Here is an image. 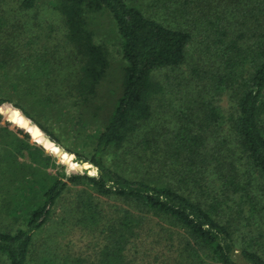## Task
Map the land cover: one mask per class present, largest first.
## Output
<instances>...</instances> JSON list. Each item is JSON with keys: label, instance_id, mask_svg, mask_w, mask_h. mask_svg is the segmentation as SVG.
Returning <instances> with one entry per match:
<instances>
[{"label": "trees", "instance_id": "16d2710c", "mask_svg": "<svg viewBox=\"0 0 264 264\" xmlns=\"http://www.w3.org/2000/svg\"><path fill=\"white\" fill-rule=\"evenodd\" d=\"M15 1L16 11L26 13L39 0ZM151 3L148 8L164 11L160 20L147 16L138 0H48L61 18L65 46L81 63L67 87L75 103L78 98L90 107L110 64L107 49L89 29V17L110 18L120 42L121 94L91 137L90 155L65 148L42 121L47 115L59 121L64 109L47 82L56 71L59 46L35 53L29 40L20 49H0L7 80L6 94L0 87V212L14 225L0 231L3 264H29L34 235L76 187L62 222L68 230L97 232L99 250L87 260L77 255V262L47 250L42 264H130L126 248L147 216L184 233V264H264V254L256 249L264 245L246 242L235 253L238 246L226 218L238 195L249 199L255 177L264 195V0ZM3 18L0 28L8 23ZM21 24L20 19L12 24L16 43L21 42ZM14 64L22 68L21 75ZM161 72H166L163 84L154 80ZM29 74H35L33 80L25 77ZM172 91L182 104L170 110L175 122L168 118L164 125L156 116V102ZM221 98L229 103L227 113L218 104ZM223 125L233 135L243 172L226 158V142L215 141ZM55 155L84 167L83 172L57 170ZM150 159H155L150 164L156 161L157 176H138L129 164ZM176 164L185 166L183 176L173 172H179ZM95 197L127 208L105 220Z\"/></svg>", "mask_w": 264, "mask_h": 264}, {"label": "rangeland", "instance_id": "374dc122", "mask_svg": "<svg viewBox=\"0 0 264 264\" xmlns=\"http://www.w3.org/2000/svg\"><path fill=\"white\" fill-rule=\"evenodd\" d=\"M13 1L15 0H3L0 3V11L1 9L4 10V13L0 14V19H4V16L8 20V23H4L0 28V49L7 45L11 48L14 46L15 49H20L29 40L32 44L29 45L28 43V46L35 53H42L47 45L59 46V51L55 56L56 64L54 68L56 71L47 82L49 83V90L58 94L57 97L52 93L51 95L54 97L52 99H56V97L58 100L60 99L59 102L62 107L64 106V109L59 121L53 115L44 116L42 121L54 130L65 148L84 155H90L93 144L91 137L104 126L121 94L123 61L120 53V42L112 22L110 18L100 13L93 14L88 19L89 29L93 33L95 41L103 45L108 51L110 64L105 78L98 87L97 95L90 101V107H86L78 101V98L77 103H75L74 98H71L72 94L69 95L67 91V87L75 79L74 77L78 73L81 63L75 52L72 51V53L71 49L65 46V31L58 13L50 7L48 0H39L34 10L19 13L16 11V5ZM141 1V10L147 16L159 20L164 17V11L150 9L152 7L151 0H138V2ZM19 19L22 22V35L21 42L16 43L14 39L16 28L12 24ZM35 36L40 38L34 39ZM14 62L15 60L10 63ZM26 68L27 70H33L30 65ZM14 70L17 76L22 74V68L17 64H14ZM164 73L166 72L156 74L154 80L163 84ZM4 74L5 70L0 69V87H3L6 94L7 80ZM25 77H30L33 80L35 74L25 75ZM41 79L45 80V77L43 76ZM171 90H174V87ZM174 94H176V91L166 92L164 97L156 102L158 105L156 116L160 115L163 118L160 120L161 124L165 120L164 125H166V119L168 120V118L173 119L171 123L175 122L173 111L170 110L174 108V105L180 106L182 103L180 102V104L179 101L174 100ZM218 104L223 112L227 113L229 110L227 99L221 98ZM215 141L226 142L229 147L226 158L231 159L237 168L243 172L241 156L234 149V138L227 125H223L217 130ZM55 157L57 165H59L57 169L59 171H61V168H64L65 171L70 168L78 172L84 170V167L79 164L66 162L56 155ZM151 160L155 159L145 160L144 163L140 161L136 163L129 162V164L139 173L138 176H157L156 161L150 164ZM175 167L179 172H173L180 173L183 176L181 172L185 169V166L182 167L176 164ZM87 170L90 174L96 172V169L92 167L87 168ZM242 179L243 181L250 180L246 176H243ZM251 182L249 199L238 195L235 202L229 203L230 208L227 210L226 218L232 225L234 240L238 246V251L235 253L238 254L239 248H242L246 242L257 243L259 246L260 244L264 245V239L261 238V236H264V195L257 178L255 177ZM190 185L192 189V183ZM78 190L77 187L70 189V192L60 201L51 221L34 235L29 264H42L47 250L55 251V254L59 257L60 255L61 257L66 256L69 261L76 262L77 255L87 260L92 258L94 253L99 250L97 249L100 244L97 239L99 237L97 232L79 230V228L68 230L65 229L68 223L63 224L62 222V218L67 216L68 211L71 209L70 204L74 202L72 196ZM243 199L245 200L243 201ZM95 201L99 204L102 216L106 218L105 220L119 217L120 214L116 213L122 208H127L114 199L96 198ZM105 220L100 223L101 226L106 223ZM13 226V223L0 212V231H8ZM136 232L137 237L132 239L126 248V262L130 264H184L187 262V255L183 253L186 244L184 241L185 236L176 226L173 227L165 221L159 222L157 219H150L147 216L146 222ZM256 249L261 250L264 254V247ZM206 263H209V260L206 259ZM0 264H3L1 257Z\"/></svg>", "mask_w": 264, "mask_h": 264}]
</instances>
